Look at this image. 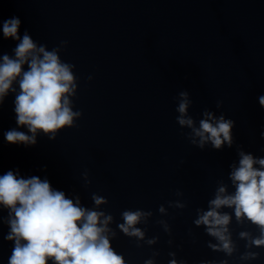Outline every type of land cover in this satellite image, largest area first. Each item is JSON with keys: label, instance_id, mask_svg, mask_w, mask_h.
Masks as SVG:
<instances>
[{"label": "water", "instance_id": "water-1", "mask_svg": "<svg viewBox=\"0 0 264 264\" xmlns=\"http://www.w3.org/2000/svg\"><path fill=\"white\" fill-rule=\"evenodd\" d=\"M12 17L21 20V38L27 31L38 47L51 51L68 41L58 54L75 65L78 88L71 99L82 116L54 139L41 131L34 145L9 143L5 132H28L16 123L14 82L17 91L0 104V175L12 170L47 179L86 208L96 209L93 193L107 198L97 210L113 215L112 247L127 264H144L154 252L155 264H264V248L252 249L260 253L255 260H239L246 241L238 233L256 235L254 225H238L233 214L229 227L239 250L226 257L207 246L217 241L193 223L196 209H207L220 183L234 191L228 174L231 164L238 165V146L264 156V107L258 102L264 95V0H0V21ZM18 43L0 27V57H14ZM184 90L197 125L206 109L235 121L231 148L190 143V129L176 121ZM217 101H223L220 108ZM177 189L184 195L176 196ZM170 200L187 206L171 208ZM160 205L167 214L158 211ZM126 209L153 213L137 225L145 230L140 247L117 228ZM7 216L0 206V264H8L14 247L4 239ZM158 220L169 223L171 235ZM153 237L157 242L147 244Z\"/></svg>", "mask_w": 264, "mask_h": 264}, {"label": "clouds", "instance_id": "clouds-1", "mask_svg": "<svg viewBox=\"0 0 264 264\" xmlns=\"http://www.w3.org/2000/svg\"><path fill=\"white\" fill-rule=\"evenodd\" d=\"M20 25L19 17L0 21L3 36L19 41L14 57L7 54L0 57V104L10 91H17L13 84L18 82L19 92L14 101L16 123L26 127L28 132L13 128L5 132L4 137L12 144L34 145L38 132L54 139L59 130L76 127L75 121L82 116V111L73 110L71 99L77 95L78 88L73 72L75 65L63 61L58 54L68 41H61L60 46L49 51L45 46L38 47L27 31L21 38ZM25 65L27 70H24ZM258 102L264 107V95L258 97ZM222 103L217 101L216 107L220 108ZM191 104L189 93L180 91L176 121L181 128L190 129L185 134L190 143L200 149L209 144L215 150H222L225 145L231 148L235 142L232 132L235 121L223 113L217 116L206 109L197 125L188 115ZM261 136L264 137V132ZM237 155L238 165L231 164L228 174L234 191H229L228 184L220 183L208 200L207 209H196L193 223L203 226L206 234L217 241H208L207 246L223 252L226 257H232L239 250L229 227L233 214L238 225L245 222L254 225L256 235L248 230L238 233V238L246 241V250L239 255L243 262L259 257L260 253L252 250L254 247L264 248V156H254L241 146L237 147ZM175 195L184 194L177 189ZM92 200L96 209L81 206L79 197L75 202L67 198L63 191L53 189L47 179L41 180L39 176L24 178L12 170L0 175V206L8 212L4 222L9 226L4 239L14 242L8 264H49V261L51 264H127L124 256L112 247L111 241L117 237V231L109 227L114 222L113 215L97 210L108 203L107 198L93 193ZM168 206L184 209L187 202L170 200ZM158 211L167 214L164 205H160ZM152 215L150 210L126 209L121 213L123 222L117 228L124 235L136 238V246L140 247L145 230L137 225L147 224ZM157 223L171 235L166 220ZM157 240L158 237H153L146 243L152 245ZM156 255L159 253L154 252L153 258L146 259L144 264H155ZM169 255L174 257L175 253ZM170 264L178 262L172 259ZM179 264L187 262L182 260ZM200 264H229V261H201Z\"/></svg>", "mask_w": 264, "mask_h": 264}]
</instances>
